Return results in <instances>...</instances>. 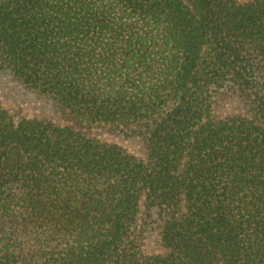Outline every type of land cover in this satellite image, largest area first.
Returning <instances> with one entry per match:
<instances>
[{
	"label": "trees",
	"instance_id": "trees-1",
	"mask_svg": "<svg viewBox=\"0 0 264 264\" xmlns=\"http://www.w3.org/2000/svg\"><path fill=\"white\" fill-rule=\"evenodd\" d=\"M0 70V264H264V0H0Z\"/></svg>",
	"mask_w": 264,
	"mask_h": 264
},
{
	"label": "rangeland",
	"instance_id": "rangeland-1",
	"mask_svg": "<svg viewBox=\"0 0 264 264\" xmlns=\"http://www.w3.org/2000/svg\"><path fill=\"white\" fill-rule=\"evenodd\" d=\"M0 91L6 106L20 108L28 115L49 116L61 120V112L58 104L52 98L39 94L23 86L8 71L0 70ZM127 146L130 150L138 148V141L122 140L111 137Z\"/></svg>",
	"mask_w": 264,
	"mask_h": 264
}]
</instances>
